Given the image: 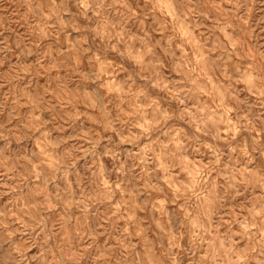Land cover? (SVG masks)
<instances>
[{
	"label": "rangeland",
	"instance_id": "1",
	"mask_svg": "<svg viewBox=\"0 0 264 264\" xmlns=\"http://www.w3.org/2000/svg\"><path fill=\"white\" fill-rule=\"evenodd\" d=\"M0 264H264V0H0Z\"/></svg>",
	"mask_w": 264,
	"mask_h": 264
}]
</instances>
